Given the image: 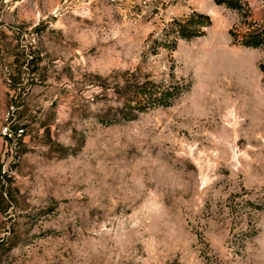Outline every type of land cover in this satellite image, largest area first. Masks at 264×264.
Returning a JSON list of instances; mask_svg holds the SVG:
<instances>
[{
	"label": "rangeland",
	"instance_id": "1",
	"mask_svg": "<svg viewBox=\"0 0 264 264\" xmlns=\"http://www.w3.org/2000/svg\"><path fill=\"white\" fill-rule=\"evenodd\" d=\"M238 1L0 0V264H264V0ZM147 83L181 93L139 112Z\"/></svg>",
	"mask_w": 264,
	"mask_h": 264
},
{
	"label": "trees",
	"instance_id": "2",
	"mask_svg": "<svg viewBox=\"0 0 264 264\" xmlns=\"http://www.w3.org/2000/svg\"><path fill=\"white\" fill-rule=\"evenodd\" d=\"M216 3L219 5H225L231 9H240V3L238 0H216ZM255 35H249L250 38H257L259 36L253 37ZM258 39V38H257ZM258 42L252 43L254 46L258 47L262 44L263 40L258 39ZM251 46V45H248ZM134 93V100L131 102H135L134 110L139 112L145 110L147 107H169L172 105L175 98L179 96L181 93V88L179 87H168L162 89L161 86L154 84H143L140 87L136 88ZM128 108H131L128 106ZM133 110V109H132Z\"/></svg>",
	"mask_w": 264,
	"mask_h": 264
}]
</instances>
